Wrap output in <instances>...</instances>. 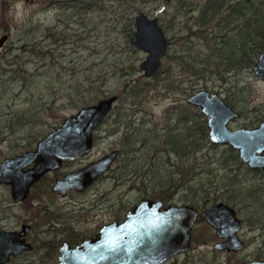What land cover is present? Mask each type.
Wrapping results in <instances>:
<instances>
[{
  "label": "rangeland",
  "instance_id": "rangeland-1",
  "mask_svg": "<svg viewBox=\"0 0 264 264\" xmlns=\"http://www.w3.org/2000/svg\"><path fill=\"white\" fill-rule=\"evenodd\" d=\"M54 1L0 0V35L9 33L0 53V160L13 151L19 152V150L25 149L30 145L31 138L45 134L52 126L59 124L63 117H68L77 111L79 107L70 102L66 93L70 88V83L73 84L82 79L86 82L85 85L89 86L90 82L84 75L90 72L92 77L99 76V78L94 82L95 85L90 92L85 91L86 101L81 105L90 104L100 99L101 96L114 92L122 96L114 104L113 110L105 116L101 126L97 128L99 141L87 157L94 158L110 149L112 140L114 142V139H118L125 127V123L120 122L115 113L122 106L123 100L126 99L124 95L125 82L140 76L150 77L144 73L140 64L142 59L147 56V52L131 41L132 35L127 38L126 26L123 22H127L132 17L134 30L136 27L135 16L140 10L147 12L150 16L157 17L171 41L168 49L170 56L165 55L162 60L163 65L166 62V65H171V67L169 71L164 70L158 76V80L172 75L176 84L180 85L178 89L163 95L162 92L166 87H164L165 81L162 80V83L159 84L160 93L155 96L150 95L140 105L132 107L128 101L125 102L127 108L131 107L132 111L136 110L134 117H137V120L146 112V116H154L155 121H158V125L161 126L165 120L166 108L174 106L173 104L176 102L185 104L186 97L190 92L203 87L221 92L241 110V116L230 122L232 127L251 126L264 116V80L256 75L252 67H243L239 71L230 69L225 73V80L213 72L214 70L207 69L202 72L206 76L204 79L198 78L189 69L187 70V65L183 69L181 62H178L176 55L180 54L178 51L180 49H185L183 51V54L186 53L184 59L190 61L198 49L202 51L201 56H206L209 42L216 44V39L211 37L212 33L207 34V38H204L205 33L194 32L191 35L187 30V25H194L195 16L200 13L201 6L208 0H104V8L97 6L81 13H77V7L63 8ZM50 31H54L55 36L58 34L63 39L55 41L54 36L47 35V32ZM25 39H34L45 51L50 48L52 51L45 55L38 51L24 50L21 45ZM12 46L14 48L10 52L9 48ZM28 47L30 46L28 45ZM53 49L56 57H52ZM6 59L11 61L14 59L26 60V65L30 70L39 68V71L44 72L36 75L35 79H31L26 89L20 90L21 83L10 77L11 70L8 69L10 65L4 69L7 67ZM54 60H58L56 66L53 64ZM47 62L50 63L49 72H45V65H42ZM191 84H194V88L184 92L183 88ZM73 88L72 92L75 94ZM42 94L45 96L41 99L40 95ZM58 94L61 96L57 99V107H54L56 113L40 110L38 115L25 125L16 123L12 119L18 109L26 110L28 107L38 105V103H42V100L58 96ZM36 108L37 110L41 109V105ZM155 121L152 120L150 124L153 125ZM11 122H14V126ZM114 128L118 129L114 134L106 132ZM9 139L11 140L9 141ZM121 143L122 141L114 142L118 146ZM226 146L228 145L225 143H218L217 148L211 146L204 149L215 159L225 153ZM120 158L114 165L116 177H113L114 172L112 175L110 174L111 176H107L103 183H100V189L106 190L110 197L106 200V204L109 205H107L106 213L99 218L111 220L118 214L124 215L126 210L143 196L140 187L134 183L136 174L120 173ZM211 167H213L217 180L224 176L223 180L214 181L209 187L211 194L221 195L224 192L229 196V194L234 195L235 193V202L228 200L230 203H234L233 205L238 208L239 214L244 220L242 235L247 240V246L237 252L214 248L212 241L218 237L216 231L204 217H200L193 227L192 246L184 252L173 255L161 264H229L264 256L263 173L257 170L249 172L246 165H243L242 169L230 160L224 164V162L221 163L215 159L211 163ZM233 172H238V177L242 182L233 184L226 177ZM205 175L207 176V173ZM198 180V177H194L192 181L195 185H199ZM245 183L255 187L256 198L242 195L241 190ZM181 193L175 195L170 201L180 203L184 201L180 198ZM220 195L218 199L224 200L225 197H220ZM9 200L8 189L0 184L2 207L5 203H9ZM114 201L117 203L116 208L115 205L111 207L109 204Z\"/></svg>",
  "mask_w": 264,
  "mask_h": 264
},
{
  "label": "water",
  "instance_id": "water-1",
  "mask_svg": "<svg viewBox=\"0 0 264 264\" xmlns=\"http://www.w3.org/2000/svg\"><path fill=\"white\" fill-rule=\"evenodd\" d=\"M136 27L131 41L147 56L140 62L144 73L153 76L163 65L162 60L169 47V37L163 24L155 16L140 10L135 16ZM9 33L0 35V53ZM256 75L264 80V48L253 64ZM119 99L118 93L101 96L97 101L81 105L77 111L42 136L35 148L19 154L9 155L0 161V181L11 183L14 198L21 199L29 191L30 185L45 171L58 167L62 157L83 155L93 147L94 129L103 122ZM187 100L209 116V135L216 142L228 143L239 150V155L252 167H260L264 173V118L260 124L239 128L230 127L228 121L239 112L225 100L221 92L210 88H200L191 92ZM117 148L90 161L84 167L67 173L54 187L63 193L77 186L84 189L88 183L104 173L114 162ZM31 162H34L30 167ZM122 220L105 224L76 247L63 248L57 264H161L173 255L191 247L193 227L199 210L187 202L165 204L160 198H142L131 206ZM205 218L216 229L224 241L215 242L219 248L239 249L245 242L238 235L241 219L236 208L219 201L205 208ZM11 234L0 232V264H3L12 245ZM15 243V242H14ZM244 264H264V260H248Z\"/></svg>",
  "mask_w": 264,
  "mask_h": 264
},
{
  "label": "trees",
  "instance_id": "trees-1",
  "mask_svg": "<svg viewBox=\"0 0 264 264\" xmlns=\"http://www.w3.org/2000/svg\"><path fill=\"white\" fill-rule=\"evenodd\" d=\"M54 2L63 8L77 7V13L87 12L97 6L104 8L105 3L104 0H55ZM195 18L194 25H187L189 33L191 35L194 32L205 33L204 38H207V34L212 33L211 37L216 39V44L209 42L206 56H201L202 51L198 49L190 61L184 59L186 53L183 54V51L185 49L178 50L180 54L176 56L178 62H181L182 68L185 69L187 65V70L189 69L198 78L206 79L202 72L212 69L210 71L214 70L213 72H216L221 79L225 80V73L228 70L239 71L243 67L252 66L256 62L259 52L264 48V0H208L201 6L200 13ZM123 22L126 26L125 34L128 38L134 31L132 17L127 22ZM47 35L54 36L55 41L63 39L58 34L55 36L54 31L47 32ZM64 42L67 41L64 40ZM38 44L34 39H25L21 48L32 52L38 51L45 55L52 51L51 48L45 51ZM13 48V46L9 48L10 52ZM54 51L53 49L52 57H56ZM166 56L169 57L170 52ZM6 60L7 67L4 69H7L10 65L8 68L11 70L10 77L21 83L20 90L26 89L31 79H35L36 75L44 72L39 71V68L30 70L26 65V60ZM57 62L58 60H54L53 64L56 66ZM166 64L165 62L162 68L153 76H140L124 84L126 99L123 100L122 106L115 112L116 118L125 123L124 131L120 137L122 139L120 144L122 156L120 155L119 171L121 174L126 175L136 174L134 183L140 187L144 196L161 197L164 201L171 202V198L184 190L180 196L182 200L203 206L219 198L220 194H211V188L209 187L212 186L214 181L223 180L224 178L223 176L217 180L211 163L216 159L227 164V161L230 160L242 169L245 163L238 155L237 149L231 145L226 146L225 153L222 154L223 157L220 156L214 159L212 154H208L204 148L211 146L217 148L218 143L211 140L207 118L202 110L195 105L191 104L190 107H188V104L185 106L179 104L169 106L166 109L165 120L161 126L158 125V121H155L154 116H146V112L137 120V117H134L136 110L132 111L131 107H126L125 102L127 101L134 107L140 105L150 95L155 96L160 93L159 84L162 83V80L165 81L164 87H166L163 92L161 91L163 95L178 89L180 84H176L172 75L158 80V76L164 70H170L171 65L167 66ZM42 65H45V72H49L50 63L47 62ZM122 66L124 67V65ZM171 72L170 74H172ZM91 75V72L84 75L90 82L89 86L85 85L84 79L73 84L70 83V88L66 94L70 102L78 107L86 101L85 91L90 92L95 85L94 82L99 78V76L92 77ZM72 87H74L75 94L72 92ZM190 88H194V84L183 88V90L187 92ZM44 96L42 94L40 98L42 99ZM59 96L61 95L58 94V96L55 95L42 100V103H38V105H41V109L38 110L36 108L38 105H32L26 110L18 109L17 114L12 119L16 123L25 125L33 117H36L40 110L56 113L54 107H57L56 103ZM118 97L119 99L122 98L121 94L118 93ZM128 115L129 117H127ZM152 120L155 121L153 125L150 124ZM11 123L14 126V122ZM40 135L43 134L34 137L38 138ZM247 168L249 172L257 170ZM205 173H207V176ZM213 175L214 177H212ZM194 177L199 178V185L193 183ZM226 177L233 184L234 182H242L238 177V172L228 174ZM245 186L241 190L242 195L252 197L253 185L245 183ZM220 197L230 199L232 202L236 200L235 193L228 196L223 192Z\"/></svg>",
  "mask_w": 264,
  "mask_h": 264
},
{
  "label": "flooded vegetation",
  "instance_id": "flooded-vegetation-1",
  "mask_svg": "<svg viewBox=\"0 0 264 264\" xmlns=\"http://www.w3.org/2000/svg\"><path fill=\"white\" fill-rule=\"evenodd\" d=\"M190 94H188L187 97ZM187 97L185 104L179 103L180 106L192 104L187 100ZM224 98L237 110V112H239V114L236 117H233L231 118V120L228 121V124L230 125V127H232L230 122L240 117L242 112L239 108H237L235 103L229 101L225 96ZM177 104L178 103L176 102L173 105L177 106ZM197 107L201 109L199 105ZM205 116L207 118V125H209V132H210V124H208L209 116L207 114H205ZM263 118L264 116H262V118H260L258 122H255L251 126H247V125H242V126L252 127L258 125L261 123ZM102 123H100L94 129L93 147L99 141L97 139V128L100 127ZM59 124L52 126V128L58 126ZM233 128H239V127H233ZM117 130L118 129L114 128L113 130H109L106 132L114 134L115 132H117ZM48 131L46 133H48ZM45 134L40 135L38 138L35 137L31 138L29 140V144H30L29 147L19 150V152L29 150V148H35L38 145L40 138ZM121 136L122 134L119 136L118 139L116 140L114 139V142L121 141L122 140L120 139ZM10 140L11 139H9V141ZM114 142L112 140V145L109 150H106L103 154L95 156L94 158L87 157L91 153L90 151L93 149V147L83 155H76L73 157H62L60 163L61 165L58 167H53L52 169H49L45 171L43 174H41V177L39 179L31 183L27 195L21 199L14 198L12 194L11 183L9 184L0 181V184L3 185L6 189H8L9 198H10L9 203H5L3 207L0 204V232L2 231V232H6L7 234H11L10 239H14L11 241L12 245L3 246V251L10 247H16L18 249L17 251L10 252L8 258L3 261L4 262L3 264H57L58 262L61 261L60 256L63 254L64 247L66 246L70 248L76 247L79 243H81V241H83L87 237L95 236L97 234V231L100 230L103 226H105V224H108V222L114 220H122L127 215L126 213L128 209L137 202H139L140 199L152 197L150 195L149 196L143 195L137 202H135L126 210L124 215L118 214L111 220L104 219L103 217L99 218V216H103L102 214L106 213L107 205H108L106 204V200L107 198L110 197V196L108 197L109 193L106 190L100 189V183H103L107 176H109L110 174L112 175L115 172V166H114L115 162L121 155L120 146L114 144ZM216 143H220V142H216ZM225 144L230 145L228 143ZM115 148H117L119 152L115 157V160H113L114 162L111 164V166L107 170H105L104 173L100 174L97 178H95L90 183H88V185H86L84 189H79L77 188V186H74L68 188L65 192L62 193L60 189L54 187V184L59 179H63L64 177H66L67 173L73 172V170L75 169L84 167V165L88 164L90 161H93L94 159L103 156L105 153L110 152ZM235 149H237L239 155L238 148L235 147ZM19 152L13 151V153H9L8 155H6L5 158H7L9 155L19 154ZM242 160L244 161L247 167H250L252 169H257L258 171L263 173L262 168L256 166L252 167L244 159ZM33 164L34 162H31L26 167H30ZM113 177L114 178L116 177V172L113 174ZM254 193H255V187L253 194H251L252 197L250 196V198H256ZM219 201H223V202L225 201L229 205L234 207V209L236 208L233 205L234 203L233 204L230 203V201L226 198L224 200L223 199L213 200L210 202V204L205 205L203 209H202V205L195 204L193 202L192 203L187 202V203L193 204L197 207V209L199 210V215L197 217L198 219L200 217L205 218V208ZM181 202H186V201H181ZM168 203L171 202L165 201V204ZM109 204L111 205V207L115 205L116 208L117 206L116 201L110 202ZM236 212L241 219V227L238 229V235L242 240H244L245 242L244 247L239 248L237 250L235 249L229 250L227 247L226 248L216 247L215 242L224 241L228 236L226 237L220 236L217 233L215 227L208 221L214 227V230L216 231V234L218 236L217 238H215V240L212 241L214 248L219 250L237 252L239 250L244 249L247 246V240H245V238L242 235L244 220L239 214L238 208H236ZM93 220H95V222H93ZM193 237H194V232L192 236V241H193ZM259 259L264 260V256L248 258L239 263L238 262L237 263L230 262V263L244 264L248 260H259Z\"/></svg>",
  "mask_w": 264,
  "mask_h": 264
}]
</instances>
